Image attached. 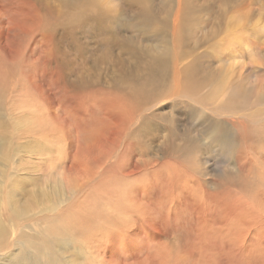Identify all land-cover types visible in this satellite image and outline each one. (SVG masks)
Listing matches in <instances>:
<instances>
[{
  "label": "rangeland",
  "instance_id": "374dc122",
  "mask_svg": "<svg viewBox=\"0 0 264 264\" xmlns=\"http://www.w3.org/2000/svg\"><path fill=\"white\" fill-rule=\"evenodd\" d=\"M240 115L264 118V0H0V264H264Z\"/></svg>",
  "mask_w": 264,
  "mask_h": 264
},
{
  "label": "bare ground",
  "instance_id": "6f19581e",
  "mask_svg": "<svg viewBox=\"0 0 264 264\" xmlns=\"http://www.w3.org/2000/svg\"><path fill=\"white\" fill-rule=\"evenodd\" d=\"M19 51V50H18ZM211 76V75H210ZM198 79V78H197ZM196 79V80H197ZM197 82V81H196ZM200 83H201V81H200ZM205 85V84H204ZM218 85H220V86H222V90H224V83L223 84H216V85H214L215 87L213 88V90L215 89V88H217V86ZM190 86H192L191 84H190ZM198 86V85H197ZM196 86V87H197ZM200 86H202V84L200 85ZM220 86H219V88H220ZM251 86V90H250V88H247V90H249V91H246V94L244 95L243 94V92H242V94H239V95H242V97L240 98L239 96H238V98L237 99H240V103L241 102H243V101H245L246 99H245V96H248V95H252V92H250V91H252V89H254L253 88V85H250ZM114 87L115 88H117V89H122L123 90V92H124V94H125V97H127V98H136V96L137 95H139V93L140 92H128L127 90H129L130 91V89L131 88H128L127 86H118V85H114ZM122 87V88H121ZM199 88H201V87H199ZM199 88H197L196 90H198ZM212 88V87H211ZM226 88V87H225ZM192 89V88H191ZM95 90V89H94ZM193 90V89H192ZM195 90V91H196ZM244 90H245V88H244ZM139 91V90H138ZM118 92V91H117ZM215 92H217V90L215 91ZM219 92V91H218ZM217 92V93H218ZM235 92H237V91H235ZM114 93V92H113ZM150 93H153V92H149L148 94L150 95ZM155 93V92H154ZM143 94V93H142ZM235 94H237V93H234V95ZM153 94H151V96H152ZM201 95V94H200ZM210 96L212 95H214L213 93H211L210 92V94H209ZM143 96V95H142ZM147 95H145V96H143V97H146ZM155 96V95H154ZM211 96V97H212ZM215 96V95H214ZM213 96V97H214ZM141 96H139V98H140ZM126 98V99H127ZM185 98L187 99V101L189 102V101H192L193 103H195L196 104V101H195V98H193L192 99V96H191V94H189V93H187L186 94V96H185ZM204 98H206V96L204 97ZM215 98V97H214ZM142 99V98H141ZM200 99V98H199ZM135 99H132V101H134ZM139 99L137 98V101H138ZM201 100V99H200ZM205 100V99H204ZM207 100V99H206ZM211 100V99H210ZM124 102V101H123ZM134 102H136V101H134ZM139 102V101H138ZM206 102V101H205ZM122 103V102H121ZM131 103V102H130ZM141 103V102H140ZM201 103V102H200ZM199 103V104H200ZM235 103V102H234ZM108 104V103H107ZM111 104V103H110ZM236 104V103H235ZM112 105V104H111ZM135 105V104H134ZM196 106L197 107H199L197 104H196ZM229 106V105H228ZM95 107V106H94ZM113 107V106H112ZM96 108V107H95ZM111 108V107H110ZM200 108V107H199ZM236 108V107H235ZM48 109V108H47ZM113 109H115L114 107H113ZM112 109V110H113ZM121 109H123V108H121ZM219 109H220V107H219ZM93 110V109H92ZM95 110V109H94ZM225 110H227V109H225ZM232 110V109H231ZM196 111V110H195ZM112 112V111H111ZM114 112V111H113ZM212 112V111H211ZM220 112V111H219ZM218 112V113H219ZM130 113V112H129ZM142 113V112H141ZM215 113V112H214ZM221 113V112H220ZM229 113H230V111H229ZM233 113V112H232ZM237 113V112H236ZM235 112H234V114H236ZM203 114V113H202ZM215 114H217V112L215 113ZM211 115H213V113L211 114ZM218 115V114H217ZM246 115V114H245ZM245 115H240L239 116V118H242V119H246V121H250L249 123L250 124H253L254 126H256V127H264V118H260V120H252V119H249V117L248 116H245ZM221 116V115H220ZM225 116H229L230 117V115L229 114H225ZM245 116V117H244ZM216 117V116H215ZM201 118V117H200ZM242 121V120H241ZM244 121V120H243ZM242 121V123H238L240 126H242V130H244V128H245V121L243 122ZM263 124V125H262ZM234 125V127L236 128L237 126L235 125V123L233 124ZM262 125V126H261ZM250 126V125H249ZM253 126V127H254ZM208 129H209V135H210V141H211V144H222V145H225V144H227V143H229L230 142V138H229V136H228V132H227V128L225 127V126H223L222 124H219V123H213V124H210L209 126H208ZM106 130V129H105ZM244 134V133H243ZM111 137H114V136H111ZM112 140H113V138H112ZM107 141V140H106ZM234 144H236V142L235 143H232L231 145H230V148L233 150V148L235 147V145ZM131 146V145H130ZM234 146V147H233ZM224 148V147H223ZM117 150V149H116ZM89 150H87V152H88ZM107 153V152H106ZM87 154V153H86ZM100 154V153H99ZM99 154H98V156H99ZM82 156H83V154H82ZM100 157V156H99ZM98 157V158H99ZM94 160V159H93ZM107 162V161H106ZM85 163V162H84ZM86 164V163H85ZM102 164V163H101ZM180 165V164H179ZM137 170V169H136ZM109 171V170H108ZM93 172V171H92ZM187 174V173H186ZM185 174V175H186ZM102 175V174H101ZM188 175V174H187ZM186 175V176H187ZM185 177V176H184ZM194 180V179H193ZM196 180V179H195ZM113 181V180H112ZM128 181V180H127ZM116 183V182H115ZM126 183V182H125ZM143 183V182H142ZM114 184V183H113ZM115 186V185H114ZM117 186V185H116ZM116 190V189H115ZM114 190V191H115ZM133 190V189H132ZM131 190V191H132ZM126 191V190H125ZM117 194H118V191H117ZM120 194H121V192H120ZM127 194H129V193H127ZM119 195V194H118ZM121 196V195H120ZM123 203V202H122ZM254 204V203H253ZM253 204H251L252 206H253V208H254V205ZM238 205V204H237ZM232 209V208H231ZM236 211V210H235ZM237 212V211H236ZM243 216V215H242ZM247 216V215H246ZM260 218V217H259ZM260 220H262V219H260ZM249 227V226H248ZM202 233V232H201ZM261 234V233H260ZM264 234V233H263ZM208 239V238H207ZM163 245V244H162ZM5 257V256H4ZM9 258V257H8Z\"/></svg>",
  "mask_w": 264,
  "mask_h": 264
},
{
  "label": "clouds",
  "instance_id": "9594fccd",
  "mask_svg": "<svg viewBox=\"0 0 264 264\" xmlns=\"http://www.w3.org/2000/svg\"><path fill=\"white\" fill-rule=\"evenodd\" d=\"M132 226H134V222H133V225Z\"/></svg>",
  "mask_w": 264,
  "mask_h": 264
}]
</instances>
